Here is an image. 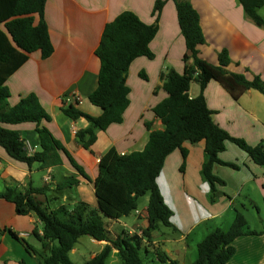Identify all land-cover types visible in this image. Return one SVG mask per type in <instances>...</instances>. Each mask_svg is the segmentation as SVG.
<instances>
[{"label": "crops", "instance_id": "0c3cea01", "mask_svg": "<svg viewBox=\"0 0 264 264\" xmlns=\"http://www.w3.org/2000/svg\"><path fill=\"white\" fill-rule=\"evenodd\" d=\"M158 0H48L45 19L49 27L54 53L43 59L40 52L29 55L28 60L8 79L11 97L9 105H17L30 94H35L52 117L44 121L56 139L85 169L90 180L80 175L62 154L63 166L32 169L12 160L0 147V192L8 187L27 191L31 186H50L48 197L38 196L50 210L62 206L74 207L79 201L98 207L95 180L99 174L101 157L115 148L119 154L142 152L151 131L165 129L154 108L168 98L162 88L161 75L167 69L184 74L186 66L194 65L193 59L185 64L186 43L182 35L176 5L173 0H163L160 14L154 15ZM190 2L201 18L206 44L200 47V56L212 65H219V54L226 50L231 59L230 73L242 74L249 80L259 77L264 82V27L258 26L244 11L239 0H182ZM126 11L134 12L149 25H156L158 33L151 43L155 58L136 59L130 66L127 86L130 89V106L122 124L111 125L98 132V140L91 150H86L77 140V132L89 123L84 118L71 120L62 111L63 101L73 103L82 112L98 118L101 108L94 106L89 97L99 86L101 63L96 55L106 25ZM264 8L259 11L264 19ZM145 75L146 79L142 77ZM199 82L193 81L190 96L201 95ZM207 105L214 113L215 123L230 136L246 141L252 147L264 142V95L257 90L244 92L238 100L217 81H211L205 91ZM146 123L152 125L151 131ZM19 132L28 145L29 154L41 150L37 125L25 123L8 126ZM188 150L185 171H181L183 154L174 151L165 161L158 178V185L166 204L173 211V227L163 225L152 235V242L144 243L145 257L149 264H193L197 261L198 245L216 229L228 230L234 223L239 205L246 211V230L264 231V167L255 164L248 154L228 142L220 159L237 164L240 169L216 164L213 173L225 182L218 186L215 202H211V188L202 176L205 162V142H186ZM76 176L79 184L72 189L56 192L65 178ZM59 197L58 200H54ZM147 207L136 211V221L128 223L108 219L106 223L113 237L129 232L142 237L148 227ZM255 212L260 228H253L247 216ZM129 217V216H128ZM126 218V217H124ZM35 227L42 234L40 219L35 215L20 216L13 203L0 200V228L11 229L26 244L15 240L8 233L0 235V264H41L39 254L42 244L33 236ZM167 228L171 232H165ZM91 238V237H90ZM81 240V239H80ZM79 240V241H80ZM101 252L108 244L92 239ZM192 241V246L190 242ZM79 243V242H78ZM29 247V248H28ZM77 247V245H76ZM236 252L228 264H264V234L247 235L234 242ZM92 254L93 259L96 255ZM39 253V254H38ZM77 253L75 248L70 254ZM113 254H118L116 250ZM111 255V256H112Z\"/></svg>", "mask_w": 264, "mask_h": 264}, {"label": "trees", "instance_id": "16d2710c", "mask_svg": "<svg viewBox=\"0 0 264 264\" xmlns=\"http://www.w3.org/2000/svg\"><path fill=\"white\" fill-rule=\"evenodd\" d=\"M48 0H0V147L17 163L32 169L39 165L42 169L63 166L62 154L71 166L83 177L90 180L85 169L74 159L65 146L55 138L44 121L52 117L35 94L23 97L13 107L7 86L8 79L28 60L30 54L40 52L43 59L54 53L50 31L45 19ZM179 26L186 43L183 61L193 59L192 67L186 66L184 74L167 69L161 75L162 88L168 98L154 108V113L165 126L162 131H151L152 125L146 123L151 131L150 140L142 152L121 155L112 148L100 159L99 174L95 191L98 207H90L79 201L74 207L62 206L50 210L38 201V196L48 197L49 185L42 188L30 187L27 191L8 187L0 192V200L13 203L20 216L35 215L40 219L42 234L35 227L33 236L41 242L43 253L39 254L41 264H74L70 253L79 240L89 236L99 242H107L104 249L86 264H107L114 250L118 252L120 264H144L143 241L152 242V235L161 225L173 227V211L166 204L158 185V178L168 156L181 150L185 171L188 150L186 142L197 144L205 142V162L202 176L211 188V202L216 201L218 186L225 182L216 177L213 168L216 164L234 170L240 167L226 163L220 155L231 142L246 152L257 165L264 167V142L252 147L246 141L230 136L214 121V113L207 105L204 91L211 81L219 82L238 100L247 90L254 89L264 95V82L255 77L230 73L231 59L228 51L219 54V65H212L200 56V47L206 44L201 18L190 2L173 0ZM246 14L260 27L264 19L259 11L264 8V0H239ZM165 1L158 0L154 15L160 14ZM158 27L143 22L134 12L126 11L106 25L96 55L100 60L99 86L89 97L90 102L102 109L100 117H92L76 107L78 103L63 101L62 111L71 120L84 118L89 126L77 132L78 142L91 150L98 140V132L106 131L111 125L122 124L130 106V89L127 76L131 64L138 58H155L151 43L156 38ZM146 79L145 75H142ZM193 81L199 82L201 95L190 96ZM25 123L37 125L41 150L29 154L28 145L18 131L8 128ZM79 184L76 176H70L60 183L56 192L72 189ZM149 196L148 227L142 237L123 232L113 237L106 226L105 219L120 220L138 211L140 199ZM55 197L54 200H58ZM245 215L238 211L233 225L228 230L216 229L198 245V259L193 264H228L236 249L234 242L247 235H260L263 232L248 231ZM8 233L12 238L28 246L11 229L0 228V235ZM29 248V247H28ZM174 264V263H171Z\"/></svg>", "mask_w": 264, "mask_h": 264}, {"label": "rangeland", "instance_id": "374dc122", "mask_svg": "<svg viewBox=\"0 0 264 264\" xmlns=\"http://www.w3.org/2000/svg\"><path fill=\"white\" fill-rule=\"evenodd\" d=\"M263 14H264V12H263ZM148 203H149V196L141 198L138 210L143 211V209L148 206ZM237 209L242 213L246 212L241 207V205H239ZM254 215L257 216V214H255V212H252V215L248 214L247 216L250 218V221H251L253 228H260V224H259L258 219H253V217H255ZM123 221H126L128 223L135 222L136 221L135 212H133L129 217L123 218ZM105 222L107 223L108 219H105ZM108 225L112 226V228L115 229V227L112 225L111 222H108ZM164 230H165V232H171L167 228H165ZM190 245L192 246V241L190 242ZM76 248H77V253L70 254V258L74 264H86L87 262H89L91 260L92 254H94V253L97 254L98 252H100L99 246H97V244L92 242V240L89 236L82 237L81 240L79 241V243L77 244ZM141 254H142V258L144 260V264H149L148 260L145 257L146 256L145 253L142 252ZM120 263H121V260H120L119 255L113 254L109 258L107 264H120ZM166 264H170V263L167 262Z\"/></svg>", "mask_w": 264, "mask_h": 264}, {"label": "built area", "instance_id": "2783aa9c", "mask_svg": "<svg viewBox=\"0 0 264 264\" xmlns=\"http://www.w3.org/2000/svg\"><path fill=\"white\" fill-rule=\"evenodd\" d=\"M81 102V99H80V97H76L75 99H74V102L73 103H80Z\"/></svg>", "mask_w": 264, "mask_h": 264}]
</instances>
